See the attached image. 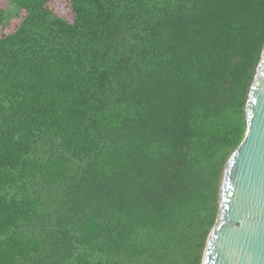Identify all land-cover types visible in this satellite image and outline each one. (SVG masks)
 <instances>
[{
  "label": "trees",
  "instance_id": "obj_1",
  "mask_svg": "<svg viewBox=\"0 0 264 264\" xmlns=\"http://www.w3.org/2000/svg\"><path fill=\"white\" fill-rule=\"evenodd\" d=\"M7 1L0 264H202L264 0Z\"/></svg>",
  "mask_w": 264,
  "mask_h": 264
},
{
  "label": "water",
  "instance_id": "obj_2",
  "mask_svg": "<svg viewBox=\"0 0 264 264\" xmlns=\"http://www.w3.org/2000/svg\"><path fill=\"white\" fill-rule=\"evenodd\" d=\"M245 114L246 134L226 162L202 264H264V47Z\"/></svg>",
  "mask_w": 264,
  "mask_h": 264
},
{
  "label": "rangeland",
  "instance_id": "obj_3",
  "mask_svg": "<svg viewBox=\"0 0 264 264\" xmlns=\"http://www.w3.org/2000/svg\"><path fill=\"white\" fill-rule=\"evenodd\" d=\"M51 8L60 16H63L70 20L71 22L74 19V14L70 4L66 0H52L50 2ZM0 8H4L6 11L11 12L12 14H8L6 17L7 25L2 27L0 25V36L6 33H10L14 31L17 25L21 22L22 16H13L16 12V9L11 6V4L7 0H0Z\"/></svg>",
  "mask_w": 264,
  "mask_h": 264
}]
</instances>
